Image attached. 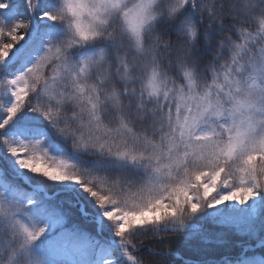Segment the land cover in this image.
<instances>
[{
  "label": "snow or ice",
  "instance_id": "snow-or-ice-1",
  "mask_svg": "<svg viewBox=\"0 0 264 264\" xmlns=\"http://www.w3.org/2000/svg\"><path fill=\"white\" fill-rule=\"evenodd\" d=\"M41 127L119 171L10 138ZM0 148L79 184L116 242L15 199L0 157V264H264V0H0Z\"/></svg>",
  "mask_w": 264,
  "mask_h": 264
},
{
  "label": "trees",
  "instance_id": "trees-1",
  "mask_svg": "<svg viewBox=\"0 0 264 264\" xmlns=\"http://www.w3.org/2000/svg\"><path fill=\"white\" fill-rule=\"evenodd\" d=\"M18 134L19 133L11 134L10 138L17 139V140H25V138L32 137V135L21 136ZM70 148H71V146H70ZM65 151L66 150H64V152ZM68 152H70V153H67V154H72V153L74 154L75 153V151L72 150V148H71V151H68ZM76 153L79 155V158H80V163L78 164L77 168L87 169L88 171H90L96 175H113V174H116L120 169L119 165H116L115 163H113L111 161H106V160H104V158L95 157L93 154H90V153H80V152H76ZM0 157L6 158L7 161L14 159L13 157L9 156L6 152V150L3 148H0ZM25 172L28 175L32 184L44 186L47 190L51 191L52 193L59 191L60 193L58 194V196L52 200H49V201H56L59 204L64 205L66 208H68L73 213V218L75 217V215H74L75 206L72 203V200H75L74 197L76 195L78 197H80L82 199V201L85 203V209L87 210V212L93 213L97 216H100L103 219V221H104V238L103 239L115 240V238L112 235V225L110 224V222L108 220H106L104 218L103 213L98 208L96 202L87 193H85L82 190V188L79 184L54 183L52 181L45 180L43 177L34 176L31 172H28L26 170H25ZM16 182L17 183L15 185H8V187L11 189V192L16 193L20 198H22L21 200L24 201L25 203L27 202L28 199H33L38 204L41 202L42 199L47 200V199L43 198L42 196L37 195V193L31 192V188L28 185H24L22 182H18L17 180H16ZM224 191H227V190H224ZM233 203L234 202H229V204H226L223 207H229ZM258 203H260L259 200L250 201L248 207H255ZM216 211L217 210H215V209L207 210L208 213H215ZM76 223H78V222H76ZM223 223L232 224L234 226H240V224H238L236 222H232L230 217L223 218ZM81 226L85 227V225L82 223H81ZM51 228H52L51 231L55 232L59 227L57 228L55 223H53V226ZM87 230L90 231L93 235H97L95 231H91L90 229H87ZM110 246L114 247V245L111 244V241H110Z\"/></svg>",
  "mask_w": 264,
  "mask_h": 264
},
{
  "label": "rangeland",
  "instance_id": "rangeland-1",
  "mask_svg": "<svg viewBox=\"0 0 264 264\" xmlns=\"http://www.w3.org/2000/svg\"><path fill=\"white\" fill-rule=\"evenodd\" d=\"M51 30L52 29H49V31ZM28 118L36 121L37 123H42V124L46 123L43 122L41 118L35 117L33 114H29ZM14 133H19L18 135L24 136L23 134H21L19 130L10 133V135ZM33 133L34 134L32 135V137L25 138V140H42L43 148L49 153V155L57 158H65L69 160L72 164H74L76 168L78 167V164L80 163L79 155L76 152L74 154L73 153L67 154L70 153L68 151H71L70 143L64 141L62 138H57L54 140L53 137L48 134L45 127L33 129ZM64 150L66 151L64 152ZM7 162L15 174V179L18 182H22L24 185H28L31 188V192H35L37 193V195L42 196L47 200H52L56 198L60 193L59 191L52 193L51 191L47 190L44 186L32 184L25 170H20L19 167L16 165L15 158ZM3 186H4V182L0 181V187ZM12 195L15 199L22 201L21 200L22 198H20L16 193L12 192ZM74 199L75 200H72V203L75 206V211H74L75 217L73 218V220L75 222L84 224L87 229H90L91 231H95L100 238H104L103 219L100 216L87 212V210L85 209V203L82 201L80 197L76 195ZM230 219L232 222H236L238 224L242 223L238 221L235 217H230ZM55 225L57 226V228L60 227L59 223H55ZM52 226H50V231L52 230L51 228ZM110 241L111 244L114 245L115 247L116 246L115 240L111 239ZM34 251L39 254L43 251V249L37 245Z\"/></svg>",
  "mask_w": 264,
  "mask_h": 264
},
{
  "label": "clouds",
  "instance_id": "clouds-1",
  "mask_svg": "<svg viewBox=\"0 0 264 264\" xmlns=\"http://www.w3.org/2000/svg\"><path fill=\"white\" fill-rule=\"evenodd\" d=\"M49 164H51L52 166H54L55 165V162H48Z\"/></svg>",
  "mask_w": 264,
  "mask_h": 264
}]
</instances>
